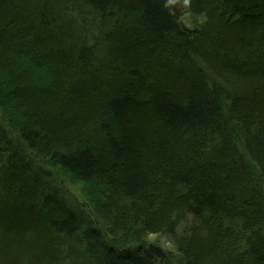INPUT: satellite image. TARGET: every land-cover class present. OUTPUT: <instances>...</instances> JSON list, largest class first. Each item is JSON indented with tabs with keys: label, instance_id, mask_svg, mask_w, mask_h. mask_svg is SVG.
<instances>
[{
	"label": "trees",
	"instance_id": "obj_1",
	"mask_svg": "<svg viewBox=\"0 0 264 264\" xmlns=\"http://www.w3.org/2000/svg\"><path fill=\"white\" fill-rule=\"evenodd\" d=\"M80 1L104 37L78 56L56 54L68 3L0 0V264H264V0ZM101 235L174 255L108 256Z\"/></svg>",
	"mask_w": 264,
	"mask_h": 264
},
{
	"label": "bare ground",
	"instance_id": "obj_2",
	"mask_svg": "<svg viewBox=\"0 0 264 264\" xmlns=\"http://www.w3.org/2000/svg\"><path fill=\"white\" fill-rule=\"evenodd\" d=\"M69 1L71 0H53L54 3H57L60 6L59 8H62L61 6H66L68 3V7H63L60 10L63 12V17H65L66 19L65 21L69 22L71 25L69 26L71 28L70 36L73 38V42L65 43L64 44L65 46L62 47L60 50H57L56 54H59L60 52L70 53L72 50H74L75 53L78 54V56H80V54L82 53L89 54L90 48L96 49L98 46V42H99V46L101 43H103L102 41H103L104 34L102 33V31L97 30L98 29L97 26H94V24L97 23L98 19L96 17H92V14H91L92 12H85L84 10H82L81 8L82 1H80L79 3H75L73 5H71ZM254 6L256 5H252V7ZM183 14L184 15L182 17L181 23L184 24L183 26L187 31L192 32L195 29L194 27L196 24L193 23L191 16L188 15L189 13L184 12ZM104 16H105V19H107L106 20L107 22L114 23L113 34L122 36L125 33H127V31L125 30L122 31V29L117 27L116 25L117 24L121 25L122 22L125 23L127 20H129L128 18L133 15L131 14V12L121 11L117 15L116 14H106V15L104 14ZM102 19L105 20L103 16H102ZM186 19L188 21H186ZM43 35L46 36V38L51 36L50 33H46V32H44ZM70 43L73 45V49L71 50L68 49V47L72 46ZM96 52L97 51L93 52L92 55H94V53ZM0 128L7 135H10L12 133L11 130H7L9 129V127L7 126L6 123L3 122L1 118H0ZM34 163L38 167H43L46 170L45 171L46 176L52 177L53 182L63 191V192L55 193L54 197L58 201V203L60 204L63 210L68 209L66 211L67 214L70 215L71 213L76 218L81 219L85 217V211H88L89 215L92 216V218H94L92 211H91L92 201L89 200V198L87 197V192L85 188L82 186V183L75 182L73 186H75L76 192L74 191V193H70L62 184V180H64L65 182H67V180L60 175L59 170H57L59 167L50 166L48 163L42 164L38 160H36V162L34 161ZM59 169L65 172L61 168ZM55 173L59 174L60 177L56 178V176L54 175ZM68 196L75 199L79 204L68 203L66 200V197L68 199ZM80 225L84 226L85 223H82ZM151 237H156L157 240H154L155 241L154 243H149L151 240ZM123 239L126 242L120 239L113 240L105 235H101L100 236L101 247L102 249L104 248L105 253H109L108 256H116L118 258H123V255H122L123 253L130 258L137 257L139 255H142V253L145 252V249H146L148 254H150L151 256H153L159 261L172 259V254L167 252L166 249H163L160 246V244L159 245L157 244V242L164 240L166 242V245H171L170 244L171 239L168 238L166 235H159V236L149 235L148 237L146 236V240L144 241H142V239L140 238H136L135 241L126 239L124 237ZM122 242L126 243L127 245L123 244ZM127 248H130L129 253L126 252ZM94 263L99 264L100 262L97 259Z\"/></svg>",
	"mask_w": 264,
	"mask_h": 264
},
{
	"label": "rangeland",
	"instance_id": "obj_3",
	"mask_svg": "<svg viewBox=\"0 0 264 264\" xmlns=\"http://www.w3.org/2000/svg\"><path fill=\"white\" fill-rule=\"evenodd\" d=\"M186 21H188V20L186 19ZM54 175L56 176V178L60 177V175L57 174V173H55ZM62 184L64 185V187H65L70 193H74V191L76 192L75 186H73V185H71V184L65 182L64 180H62ZM83 185H84V184H83ZM83 185H82V186H83ZM83 187H84V186H83ZM154 240H157L156 237H151V240H150L149 243H154V242H155ZM156 242H157V241H156ZM157 244H158V245L160 244V246H161L163 249H166L167 252H169L170 254H173V248H172V246H171V245H166V242H165L164 240H161V241L157 242ZM173 255H174V254H173Z\"/></svg>",
	"mask_w": 264,
	"mask_h": 264
},
{
	"label": "clouds",
	"instance_id": "obj_4",
	"mask_svg": "<svg viewBox=\"0 0 264 264\" xmlns=\"http://www.w3.org/2000/svg\"><path fill=\"white\" fill-rule=\"evenodd\" d=\"M178 2H179V0H168V5L173 6ZM183 2H184V6L187 7L190 3V0H183Z\"/></svg>",
	"mask_w": 264,
	"mask_h": 264
}]
</instances>
